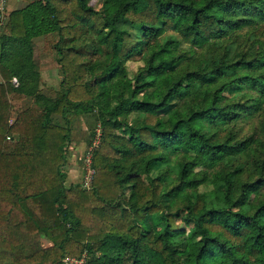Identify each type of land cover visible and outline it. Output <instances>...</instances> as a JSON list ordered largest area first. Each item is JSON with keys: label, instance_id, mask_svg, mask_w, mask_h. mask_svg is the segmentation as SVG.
Wrapping results in <instances>:
<instances>
[{"label": "trees", "instance_id": "obj_1", "mask_svg": "<svg viewBox=\"0 0 264 264\" xmlns=\"http://www.w3.org/2000/svg\"><path fill=\"white\" fill-rule=\"evenodd\" d=\"M19 1L0 17V264H264V0ZM76 125L87 148L100 129L88 185L67 177Z\"/></svg>", "mask_w": 264, "mask_h": 264}, {"label": "rangeland", "instance_id": "obj_2", "mask_svg": "<svg viewBox=\"0 0 264 264\" xmlns=\"http://www.w3.org/2000/svg\"><path fill=\"white\" fill-rule=\"evenodd\" d=\"M102 0H91V4L95 8H100ZM142 64V60H137L135 62L129 63V67L132 70ZM55 68V67H53ZM52 66H43L40 68V83L52 91L59 88L60 76L57 69L51 70ZM135 115L131 116L130 120L133 121ZM87 130L79 128L76 125L75 131L72 133L68 157H67V177L73 182H81L85 179L87 175V167L84 161V150L87 148Z\"/></svg>", "mask_w": 264, "mask_h": 264}, {"label": "built area", "instance_id": "obj_3", "mask_svg": "<svg viewBox=\"0 0 264 264\" xmlns=\"http://www.w3.org/2000/svg\"><path fill=\"white\" fill-rule=\"evenodd\" d=\"M6 4H7V0H0V17L3 18L4 14H5V9H6ZM13 82L17 83L16 78H13ZM100 139V129L97 128L96 129V135L91 143V145L88 146V148L86 149L85 155H84V161L87 167V175L84 179V184L88 185L91 177H92V173L93 171L90 168V162H91V155H92V148L98 144ZM63 264H89L87 261V256L86 254H82L79 257L76 256H66L65 258H63Z\"/></svg>", "mask_w": 264, "mask_h": 264}, {"label": "crops", "instance_id": "obj_4", "mask_svg": "<svg viewBox=\"0 0 264 264\" xmlns=\"http://www.w3.org/2000/svg\"><path fill=\"white\" fill-rule=\"evenodd\" d=\"M24 6V4L22 2H20L19 0H8L7 1V7L10 9V10H13V9H17V8H20ZM38 37H35L34 39H36ZM53 69L55 70V68L52 67V71ZM56 71V70H55ZM69 168V166H67V169Z\"/></svg>", "mask_w": 264, "mask_h": 264}]
</instances>
